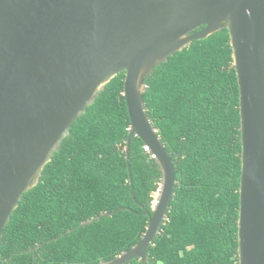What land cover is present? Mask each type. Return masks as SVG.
I'll return each mask as SVG.
<instances>
[{"label":"trees","instance_id":"1","mask_svg":"<svg viewBox=\"0 0 264 264\" xmlns=\"http://www.w3.org/2000/svg\"><path fill=\"white\" fill-rule=\"evenodd\" d=\"M233 61L224 28L175 52L146 78L144 103L176 177L146 264H239L242 144ZM124 80V71L110 80L23 194L4 228L0 264H99L141 240L162 171L137 136L128 165ZM104 212L113 214L87 222Z\"/></svg>","mask_w":264,"mask_h":264},{"label":"water","instance_id":"2","mask_svg":"<svg viewBox=\"0 0 264 264\" xmlns=\"http://www.w3.org/2000/svg\"><path fill=\"white\" fill-rule=\"evenodd\" d=\"M224 28L240 92L239 264H264V0H0V241L74 122L124 71L128 165L137 136L162 179L141 240L99 264H146L176 177L144 103L145 81L169 56Z\"/></svg>","mask_w":264,"mask_h":264},{"label":"rangeland","instance_id":"3","mask_svg":"<svg viewBox=\"0 0 264 264\" xmlns=\"http://www.w3.org/2000/svg\"><path fill=\"white\" fill-rule=\"evenodd\" d=\"M158 198V192H156L155 196H154V200ZM154 204V203H153Z\"/></svg>","mask_w":264,"mask_h":264},{"label":"bare ground","instance_id":"4","mask_svg":"<svg viewBox=\"0 0 264 264\" xmlns=\"http://www.w3.org/2000/svg\"><path fill=\"white\" fill-rule=\"evenodd\" d=\"M157 199H158V198H156V199L154 200V205L156 204V202H157Z\"/></svg>","mask_w":264,"mask_h":264},{"label":"built area","instance_id":"5","mask_svg":"<svg viewBox=\"0 0 264 264\" xmlns=\"http://www.w3.org/2000/svg\"><path fill=\"white\" fill-rule=\"evenodd\" d=\"M160 188V187H159ZM159 190V189H158ZM158 192V191H157Z\"/></svg>","mask_w":264,"mask_h":264}]
</instances>
